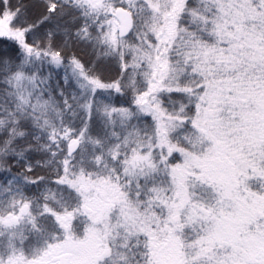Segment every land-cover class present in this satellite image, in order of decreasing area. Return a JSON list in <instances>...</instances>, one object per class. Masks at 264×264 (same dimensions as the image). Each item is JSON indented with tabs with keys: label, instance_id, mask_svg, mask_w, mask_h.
<instances>
[{
	"label": "snow or ice",
	"instance_id": "obj_1",
	"mask_svg": "<svg viewBox=\"0 0 264 264\" xmlns=\"http://www.w3.org/2000/svg\"><path fill=\"white\" fill-rule=\"evenodd\" d=\"M0 264H264V0H0Z\"/></svg>",
	"mask_w": 264,
	"mask_h": 264
}]
</instances>
